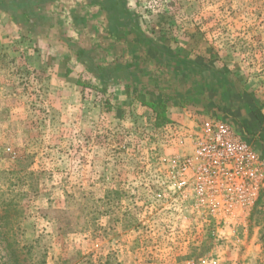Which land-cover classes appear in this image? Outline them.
Instances as JSON below:
<instances>
[{"label":"rangeland","instance_id":"rangeland-1","mask_svg":"<svg viewBox=\"0 0 264 264\" xmlns=\"http://www.w3.org/2000/svg\"><path fill=\"white\" fill-rule=\"evenodd\" d=\"M132 4L153 36L190 45L264 97V0ZM15 48L0 39V192L20 206L21 258L29 250L37 264H264V185L244 229L215 230L175 211L159 196L172 149L155 118L90 81L75 90L84 103L70 101ZM11 262L0 244V264Z\"/></svg>","mask_w":264,"mask_h":264},{"label":"crops","instance_id":"crops-1","mask_svg":"<svg viewBox=\"0 0 264 264\" xmlns=\"http://www.w3.org/2000/svg\"><path fill=\"white\" fill-rule=\"evenodd\" d=\"M132 3L0 0V39L16 47L36 71H47L66 86L70 101L81 104L83 95L75 90L88 89L90 81L111 88L110 101L135 104L151 119L146 102H162L168 121L193 124L197 113L214 115L239 128L264 156L259 91L238 72L216 69L190 45L153 36Z\"/></svg>","mask_w":264,"mask_h":264},{"label":"built area","instance_id":"built-area-1","mask_svg":"<svg viewBox=\"0 0 264 264\" xmlns=\"http://www.w3.org/2000/svg\"><path fill=\"white\" fill-rule=\"evenodd\" d=\"M156 130L172 149L160 162L159 196H170L175 211L188 209L215 230L244 229L264 185V156L223 118L171 120Z\"/></svg>","mask_w":264,"mask_h":264},{"label":"trees","instance_id":"trees-1","mask_svg":"<svg viewBox=\"0 0 264 264\" xmlns=\"http://www.w3.org/2000/svg\"><path fill=\"white\" fill-rule=\"evenodd\" d=\"M145 105L151 108L156 126H161L168 122L165 116V106L162 102H146ZM242 127L244 131L249 133V129L245 124ZM16 200V196L6 199L5 195L0 192V244L4 245V249L12 260V264H37L36 261H33L30 254L29 258L27 257L29 250H26L23 255L25 258H21L23 250L27 249V246L17 239V226L13 219H15L16 214L20 210H17L16 207L19 208L20 206L19 203H16ZM38 263L43 264V261Z\"/></svg>","mask_w":264,"mask_h":264}]
</instances>
